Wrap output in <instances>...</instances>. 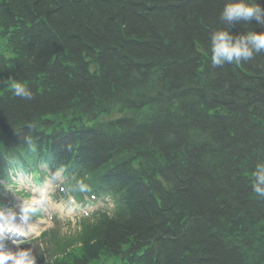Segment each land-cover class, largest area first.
Returning a JSON list of instances; mask_svg holds the SVG:
<instances>
[{
  "label": "trees",
  "instance_id": "trees-1",
  "mask_svg": "<svg viewBox=\"0 0 264 264\" xmlns=\"http://www.w3.org/2000/svg\"><path fill=\"white\" fill-rule=\"evenodd\" d=\"M225 3L0 0V38L14 53L0 58V148L34 141L58 162L76 157L88 172L78 181L116 162L127 191L117 219L83 223L76 240L48 235L39 264H91L133 239V257L147 250L143 263L117 254L126 264H264L251 175L264 160V52L214 67L209 48L214 31L264 28L225 25ZM13 80L33 98L16 97ZM71 111L112 118L102 132L40 133Z\"/></svg>",
  "mask_w": 264,
  "mask_h": 264
},
{
  "label": "clouds",
  "instance_id": "clouds-1",
  "mask_svg": "<svg viewBox=\"0 0 264 264\" xmlns=\"http://www.w3.org/2000/svg\"><path fill=\"white\" fill-rule=\"evenodd\" d=\"M220 19L225 25H234L237 22L246 24L255 21L256 25L264 28V7L257 0H226L220 12ZM210 59L214 67H222L225 64L240 65L251 60L255 54L264 52V31H248L246 34L233 35L228 30H217L210 35ZM10 87L16 97L31 100L33 93L23 83L11 81ZM252 191L258 199L264 200V160L258 161L251 173ZM35 211L34 208H24L23 219ZM5 239L0 235V241ZM5 247L0 243V264H37L36 257L31 249H17L15 253L5 254Z\"/></svg>",
  "mask_w": 264,
  "mask_h": 264
},
{
  "label": "rangeland",
  "instance_id": "rangeland-1",
  "mask_svg": "<svg viewBox=\"0 0 264 264\" xmlns=\"http://www.w3.org/2000/svg\"><path fill=\"white\" fill-rule=\"evenodd\" d=\"M17 201L21 202L20 200H17ZM22 206H24L23 202L19 203L17 205V208H21ZM44 214L47 217V219L41 221V223L37 222L38 224H35V228H34L35 229V232H34L35 235H33L34 237L35 236L38 237L39 231H42L43 229H48L49 226H51V227L55 226L53 219H55L54 216H56V215H54L55 212L52 211V207H49V206L46 207ZM58 218L60 221H59V225H56V229L61 231L60 233L69 234V233H73L75 231V229L77 227V223H78V215L61 216V218L58 216ZM27 220H30V218H27ZM67 221L71 222L70 226H69V223H67ZM22 224H26V223H22ZM28 248L31 250L34 249L32 244H28L26 247H23L21 249L27 250Z\"/></svg>",
  "mask_w": 264,
  "mask_h": 264
}]
</instances>
